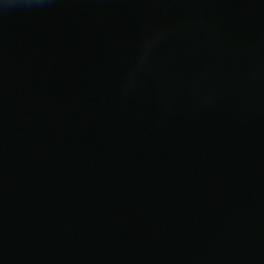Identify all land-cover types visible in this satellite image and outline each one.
Returning a JSON list of instances; mask_svg holds the SVG:
<instances>
[{
  "label": "water",
  "instance_id": "obj_1",
  "mask_svg": "<svg viewBox=\"0 0 264 264\" xmlns=\"http://www.w3.org/2000/svg\"><path fill=\"white\" fill-rule=\"evenodd\" d=\"M0 264H264V0H0Z\"/></svg>",
  "mask_w": 264,
  "mask_h": 264
},
{
  "label": "clouds",
  "instance_id": "obj_2",
  "mask_svg": "<svg viewBox=\"0 0 264 264\" xmlns=\"http://www.w3.org/2000/svg\"><path fill=\"white\" fill-rule=\"evenodd\" d=\"M150 51H151V42L150 40H146L144 50L142 52V61L149 56Z\"/></svg>",
  "mask_w": 264,
  "mask_h": 264
}]
</instances>
